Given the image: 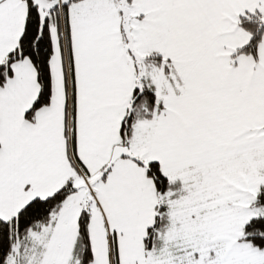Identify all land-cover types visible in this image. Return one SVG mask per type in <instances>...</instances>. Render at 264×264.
Returning <instances> with one entry per match:
<instances>
[{
    "label": "snow or ice",
    "instance_id": "obj_1",
    "mask_svg": "<svg viewBox=\"0 0 264 264\" xmlns=\"http://www.w3.org/2000/svg\"><path fill=\"white\" fill-rule=\"evenodd\" d=\"M0 264H264V0H0Z\"/></svg>",
    "mask_w": 264,
    "mask_h": 264
}]
</instances>
